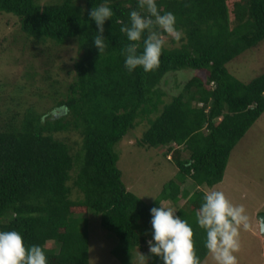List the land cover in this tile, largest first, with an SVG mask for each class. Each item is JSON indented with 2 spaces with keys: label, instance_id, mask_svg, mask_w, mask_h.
<instances>
[{
  "label": "trees",
  "instance_id": "trees-1",
  "mask_svg": "<svg viewBox=\"0 0 264 264\" xmlns=\"http://www.w3.org/2000/svg\"><path fill=\"white\" fill-rule=\"evenodd\" d=\"M105 3L114 14L105 21L107 47L99 53L93 42L98 28L89 12ZM156 3L161 14L175 15L181 38L162 33L169 42L159 68L129 72L122 52L132 42L121 28L130 26L131 11L147 15L138 0H0V13L16 16L18 31L30 45L59 46L67 39L77 45L71 77L63 82L34 72L31 64L15 84L0 77V87L21 89L39 79L48 89L49 106L19 110L10 98L12 104L4 103L0 111V231L16 230L26 246H42L48 264H88L87 225L94 215L116 236L110 254L121 264H130L133 250L135 257L147 255L142 264H164L149 251L150 210L179 196L186 199L175 214L194 229L200 261L208 252L195 215L205 193L200 186L221 180L230 150L264 111V72L242 82L225 64L264 39V0ZM55 57L47 56L45 64ZM181 68L195 72L164 101L161 80ZM141 122L146 125L134 144L162 146L176 168L150 202L122 183L114 150ZM65 132L76 133L78 142L60 136ZM185 179L195 185L189 194L180 185Z\"/></svg>",
  "mask_w": 264,
  "mask_h": 264
},
{
  "label": "rangeland",
  "instance_id": "rangeland-1",
  "mask_svg": "<svg viewBox=\"0 0 264 264\" xmlns=\"http://www.w3.org/2000/svg\"><path fill=\"white\" fill-rule=\"evenodd\" d=\"M38 1L45 3L51 0ZM164 38L168 43V38ZM43 48L46 50L44 51ZM44 52H47V56L57 53L59 57L53 58V62L47 65L45 64L47 56ZM76 54L77 45L71 39H67L59 46L50 43L30 45V42L24 40V36L18 31L16 16L0 13V77L11 79L9 83L15 84L14 81L19 80L22 72H29L33 68L36 73L47 74L50 78L63 82L65 78L71 77L70 65ZM41 64H43L42 70ZM225 66L229 73L242 82H247L264 72V39L255 47L248 48L232 58ZM194 72L191 68L167 72L159 84L164 92L163 100L167 101L178 93L182 84ZM38 80H35L37 85L27 83L21 89L10 84L1 86L0 111H4L6 107L4 103L11 105V100L20 104H18L19 110L29 104L38 108L43 105L49 106L50 100L45 97L48 89L39 86L40 80ZM145 125L141 122L136 126L131 133H128L129 135H125L114 145V150L118 155L116 165L121 171L122 183L143 201L150 202L159 193L162 183L175 176L176 168L166 160L162 146L141 148L134 144L135 138L140 135ZM61 135L78 142L76 133L65 132ZM180 185L182 189L188 191V194L195 188L190 179H185ZM200 189L204 192L212 189L222 190L233 203L244 205L251 229L248 231L241 229V248L235 255L239 264H264V233L259 232L257 220V215L264 213V111L230 150L221 180L212 186L202 185ZM74 195L75 193H72V196ZM185 199V196H179L176 202L166 199L161 201L160 205L177 209L185 203ZM94 216L96 219L92 217L87 225L88 264H121L110 254L111 248L117 243L116 236L101 227L99 219ZM49 245L50 243L46 244ZM135 253L134 250L131 252L130 264H142L147 255L141 254L135 257ZM201 264H215V262L207 252Z\"/></svg>",
  "mask_w": 264,
  "mask_h": 264
},
{
  "label": "clouds",
  "instance_id": "clouds-1",
  "mask_svg": "<svg viewBox=\"0 0 264 264\" xmlns=\"http://www.w3.org/2000/svg\"><path fill=\"white\" fill-rule=\"evenodd\" d=\"M138 5L146 10L147 15L131 11L130 26L122 27L121 32L126 33L132 43L124 47L122 54L126 57L125 67L129 72L137 67L152 72L159 68L160 57L167 44L162 33L179 41L181 32L176 27L175 15L172 12L161 14L156 0H138ZM113 14L106 3L93 7L89 12L98 28L93 42L99 53L107 47L104 24ZM141 41L142 52L138 51ZM150 211L153 229V238L148 241L150 253L159 256L164 264H201L194 229L188 221L177 216L176 209L164 204ZM195 215L198 226L205 230V247L215 264H239L235 254L241 248V229H251L244 205L233 203L224 191L212 189L204 193L203 203ZM0 264H48V259L42 246H26L20 232L9 230L0 231Z\"/></svg>",
  "mask_w": 264,
  "mask_h": 264
},
{
  "label": "water",
  "instance_id": "water-1",
  "mask_svg": "<svg viewBox=\"0 0 264 264\" xmlns=\"http://www.w3.org/2000/svg\"><path fill=\"white\" fill-rule=\"evenodd\" d=\"M259 232L264 233V213H260L257 215Z\"/></svg>",
  "mask_w": 264,
  "mask_h": 264
}]
</instances>
